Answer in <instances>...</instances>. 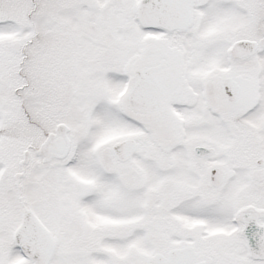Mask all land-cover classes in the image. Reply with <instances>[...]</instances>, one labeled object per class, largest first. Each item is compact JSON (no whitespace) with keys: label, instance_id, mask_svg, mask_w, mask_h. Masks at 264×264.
I'll list each match as a JSON object with an SVG mask.
<instances>
[{"label":"snow or ice","instance_id":"6c2138e0","mask_svg":"<svg viewBox=\"0 0 264 264\" xmlns=\"http://www.w3.org/2000/svg\"><path fill=\"white\" fill-rule=\"evenodd\" d=\"M0 264H264V0H0Z\"/></svg>","mask_w":264,"mask_h":264}]
</instances>
